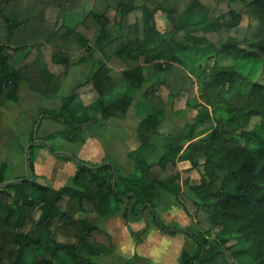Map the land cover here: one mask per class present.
Returning <instances> with one entry per match:
<instances>
[{
    "label": "trees",
    "instance_id": "1",
    "mask_svg": "<svg viewBox=\"0 0 264 264\" xmlns=\"http://www.w3.org/2000/svg\"><path fill=\"white\" fill-rule=\"evenodd\" d=\"M98 1L94 6L100 13L89 12L68 29L62 25L64 12L79 11L78 0H0V104L15 101L22 82L28 91L53 98L69 67L87 65L83 82L56 111L39 119L62 125L47 138L83 144L89 129L122 120L132 95L145 86L141 96L150 111L135 126L138 153L126 154L131 172L122 176L115 168L117 195H134L133 217L141 205L153 209L156 197H169L179 207L182 197L197 220L191 239L196 251L182 250L178 264H195L200 245L198 264H234L241 254L244 264H264V0H215L213 9L203 0H163L169 6L153 0ZM156 12L167 24L162 32L154 25ZM244 20L246 36L230 35ZM86 22L93 28L89 37ZM7 44L16 45L17 52L28 47L18 71L11 69L13 56L4 54ZM191 54L222 56L233 64L209 72L194 68L198 81L192 95L182 88L185 56ZM114 61L122 64L118 78ZM49 63L62 67L61 74ZM121 86L126 91L117 93ZM159 87L166 89L164 99L155 94ZM166 107L174 114H194L178 134L161 138L162 152L145 162L137 156L157 139ZM91 108L98 117L86 114ZM35 139L31 131L28 143ZM30 152V180L0 189V264H98L93 259L111 249L110 236L96 222L129 205L131 197L118 200L112 193L106 165L95 170L74 166L70 184L56 189L38 183ZM179 163L198 175L196 182L181 178ZM6 169L0 162V183ZM127 208L123 217L130 219ZM94 232L103 234L108 245L92 242ZM233 238L240 239V246L229 245Z\"/></svg>",
    "mask_w": 264,
    "mask_h": 264
},
{
    "label": "rangeland",
    "instance_id": "2",
    "mask_svg": "<svg viewBox=\"0 0 264 264\" xmlns=\"http://www.w3.org/2000/svg\"><path fill=\"white\" fill-rule=\"evenodd\" d=\"M68 1L71 2V0ZM153 1L159 2L163 6L170 5V3L163 2V0ZM239 1L247 4L252 0ZM203 2L207 7L213 9L215 0H203ZM99 3L98 0H78L79 11H66L64 13H74L71 16L72 26L75 28L82 23L87 13H100L102 11L97 6H94ZM153 21L159 32L167 29V24L159 12L154 14ZM241 26L238 31L230 32V35H236L238 39L245 37L247 30L245 20ZM92 32L93 28L86 22L85 35L89 37L93 34ZM49 51V48L44 51L47 61L50 59ZM71 56L77 58L76 52H72ZM185 59H187V65L184 67V74L187 77L183 80L182 88H186L192 95L195 93L196 82L198 81L197 72L194 71V68L209 72L213 67L215 69L224 68L233 64L230 59L222 56H197L191 54L185 56ZM48 66L54 73L61 74L60 70L62 67H54L50 63ZM203 66H206V69H203ZM111 68L114 75L118 78L122 64L114 61ZM89 70L90 68L87 65L69 67L65 75L66 77L68 74V79L66 78L68 81L64 77L59 87V89L63 88V91L57 93L53 98L36 94L37 96L33 98L23 97L16 104H13V101H8L10 106H5L6 103L0 106V162H4L7 166L4 176L5 181L15 180L16 177H21L24 174L23 150L28 144L27 139L31 131L32 136L36 138L35 140L46 142L53 153L68 154L89 167L108 165L114 169L116 168L122 176H126L131 172V163L127 160L126 154L139 146V142L134 136L135 126L150 111L149 105L141 96L145 86L132 95V103L122 120L109 119L102 125L89 129L83 134V144L66 142L60 138L49 139L47 136L61 130L62 125L48 119H41L39 122V119L47 111H56L58 109L62 98L68 94L67 90L69 91L71 87L82 83ZM177 70L179 69L176 68L175 72H178ZM116 91L117 93L125 92L126 87L121 86L119 91ZM155 94L160 99H164L166 89L159 87ZM77 101L82 102V99L78 97ZM164 112L163 122L158 128L157 139L152 138L148 143L149 151L142 152L137 156L145 162L154 160L162 152L163 141H160L161 138H168L170 135L178 134L182 125L187 123L186 120L190 119L194 114V112H188L187 110L174 114L169 111L168 107L165 108ZM86 114L89 117H98V112L94 108L88 110ZM35 122H39L37 128V124H34ZM35 129H37L36 133ZM152 146L154 151L150 152ZM30 148V156L33 159V171L38 177L36 182L54 189L70 184L75 171V167L71 162L54 157L45 148H39L37 145H33ZM136 152V150L133 151L134 154ZM38 154L42 155L38 156L39 160H36L35 163L34 161ZM176 166L181 178H187L190 183L197 181L198 175L196 173L185 172L188 167L186 163H179ZM178 202L180 207L179 205L176 206L169 197H156L153 209H150V212L145 208L141 209L140 216L137 219H133L131 216H129L130 219L123 217V209L128 207V202H125L119 206L115 214L99 219L96 222L98 228L104 230L110 236L111 253L93 259L94 262L98 264H178L182 250L192 255L196 251V245L186 233L190 236L196 233L197 220L182 197L178 198ZM139 208L136 214H138ZM154 219L157 220L163 229L177 230V232H163L155 224ZM213 235L214 232H211L209 237ZM239 240V238H233L229 245H234L233 248H236L240 246ZM91 241L107 244L105 236L99 232H94L91 235ZM243 259L242 254L238 255L233 263L244 264Z\"/></svg>",
    "mask_w": 264,
    "mask_h": 264
},
{
    "label": "water",
    "instance_id": "3",
    "mask_svg": "<svg viewBox=\"0 0 264 264\" xmlns=\"http://www.w3.org/2000/svg\"><path fill=\"white\" fill-rule=\"evenodd\" d=\"M203 69H206V66H203ZM33 145H41L52 156H54V157H65L69 162H71L74 166H77V167H84L85 169H88V170H95L97 168H100L102 166H105V165H99L97 167L85 166L84 164L78 162L72 156H70L68 154H65V153H53V152H51V150H50V148H49V146L47 145L46 142H43V141L39 142V141L33 140L32 142L28 143L25 146L24 150H23V170H24L23 177L22 178H19V179H15V180H11V181H4V182L0 183V189L5 188V187L10 186V185L19 184V183H21L23 181H29L30 180L31 172H30V169H29L28 151H29L30 147L33 146ZM106 166H108V165H106ZM110 170H111V175H112V179H111V190H112V193L117 196V199L118 200H124L127 197H131V201H130V203L128 205V208H127V214L129 216H131V218L137 219L140 216L141 209L145 208L146 210H148L150 212L149 205L144 204V205H141L140 206L139 211H138V214H136V216L133 217L131 215V209L133 208L134 201H135V197H134L133 194H127V195H124V196H118L117 195L116 190H115L116 172H115V169L113 167H111V166H110ZM151 216L153 217V215H151ZM154 222L158 226V228L160 230H162L163 232H167V233L177 232V230H165V229H163V227L155 219H154ZM186 234L189 236V238L193 239V237L190 236L188 233H186ZM202 254H203V247L200 245L199 257H198V260L196 261L195 264H198L199 259L201 258Z\"/></svg>",
    "mask_w": 264,
    "mask_h": 264
},
{
    "label": "crops",
    "instance_id": "4",
    "mask_svg": "<svg viewBox=\"0 0 264 264\" xmlns=\"http://www.w3.org/2000/svg\"><path fill=\"white\" fill-rule=\"evenodd\" d=\"M74 13H71V14H69V13H66L65 14V16H64V19L62 20V25L64 26V27H66V28H68V29H72L74 26H72V16L71 15H73ZM74 22V21H73ZM66 23H67V25H66ZM1 39H4V33H2L1 34V24H0V45H1ZM11 40H12V42L13 41H16V39H15V36H13L12 38H11ZM7 46V50H6V52H4V54H6V55H8V56H10V57H12L13 56V58H12V60H11V69L12 70H14V71H18V70H20L21 68H23L24 66H25V58H24V56H25V54H26V52L28 51V47H26L25 49H23L22 51H16V48H17V46L16 45H10V44H7L6 45ZM68 79V74H67V76L65 77V79ZM66 79V80H67ZM68 81V80H67ZM77 85V84H76ZM75 85V86H76ZM74 86V87H75ZM71 89H73V87H71L70 89H69V91L67 90V92L69 93L70 92V90ZM63 91V88H61V89H59V91L57 92V93H60V92H62ZM37 95L36 94H34V93H31V92H29L28 90H27V87H26V85H25V83H21L20 84V86H19V89H18V91H17V94H16V100L15 101H13V104H16V103H18L19 102V100L21 99V98H23V97H31V98H33V97H36ZM9 103L10 102H7L6 103V105L5 106H10L9 105ZM0 106H1V104H0ZM4 106V107H5ZM20 107V106H19ZM0 112H1V107H0ZM28 140V139H27ZM27 143H28V141H27ZM40 155H42V154H38L37 155V158H35V163H36V160L38 161L39 160V158H38V156H40ZM32 162H33V160H32Z\"/></svg>",
    "mask_w": 264,
    "mask_h": 264
}]
</instances>
